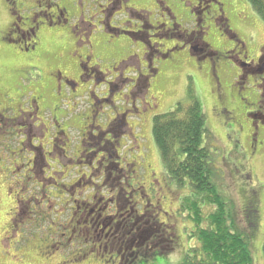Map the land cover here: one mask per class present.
<instances>
[{"label": "flooded vegetation", "instance_id": "flooded-vegetation-1", "mask_svg": "<svg viewBox=\"0 0 264 264\" xmlns=\"http://www.w3.org/2000/svg\"><path fill=\"white\" fill-rule=\"evenodd\" d=\"M2 3L10 20L1 31L0 43L9 48L14 61L9 81L16 88L20 79L27 77L26 72H36L39 78L30 85L37 89L35 94L31 91V107L36 115L44 116L48 109L53 112L51 129L42 127L36 132L40 131L42 140L52 139L48 152L54 150L56 155V164L48 163L50 153L46 154L43 143L24 158L20 152L22 162L29 159L23 164L22 184L14 185L19 192L35 186L38 197L28 196L22 201L26 207L17 209L11 217V232H18L25 218L45 219L40 208L46 202L51 204L48 199L52 194L47 191L53 188L54 196L50 197L58 200L56 206L62 209L57 218L67 219L56 226L51 223V234L58 229L62 233L50 248L55 254L69 252L72 259L63 264L83 259L86 264L104 259L105 264H138L143 258H153L156 248L152 247L165 242L166 249H160L171 251V244L163 239L167 226L156 222L162 210L156 209V215L154 210H147L155 209L151 202L158 195L159 206L165 178H153L158 189L151 183L146 188L139 182L136 161L129 162L123 146V138L136 136L144 114L156 108L154 91L164 76L192 67L182 77L184 82L189 78L188 86L194 77L202 85L199 75L209 77L215 88L218 84V90L228 81L229 87L240 86L241 95L247 96L251 106L243 115L251 132L247 149L239 141L236 144L248 160L264 156V42L251 53L250 43L239 38L229 20L235 8L232 0ZM2 90L0 98L5 101ZM56 111L60 113L58 119ZM1 112L0 138L9 134L5 132L9 125L14 126L4 122ZM222 112L225 119L234 122L233 111L222 108ZM70 130L77 131L75 144L70 142ZM22 134L26 133L13 130L5 137L10 140L11 135L19 138ZM19 146L25 147L22 142ZM69 151H74L71 156L67 155ZM47 181L52 187L46 189ZM104 185L107 187L102 194L98 191ZM22 202L17 200V206ZM150 225L158 227L155 230ZM135 233L145 237L131 239Z\"/></svg>", "mask_w": 264, "mask_h": 264}, {"label": "rangeland", "instance_id": "rangeland-1", "mask_svg": "<svg viewBox=\"0 0 264 264\" xmlns=\"http://www.w3.org/2000/svg\"><path fill=\"white\" fill-rule=\"evenodd\" d=\"M232 2L235 8L229 14L230 24L239 38L250 43V52H255L256 48L264 42V22L252 10L247 0H232ZM238 17L241 19L244 17L245 19L240 20ZM9 20L2 0H0V34L7 26ZM8 51L9 48L2 46V43H0V88L1 90L5 89V91L2 90V94L6 96V102L0 98V102L3 103L0 106V112L2 111L1 114L5 123H14V126L9 125L7 128L8 132L5 131L9 134L3 135L4 137L9 136L13 130H19L26 134H22L19 138H14L11 135L10 140H8V137H5V139L4 137L0 138V264H63L65 260L72 259L69 252L55 254L54 249L50 248V245L59 241L57 234L62 233L58 229L56 234H51V231H49L53 228L51 223L54 222L56 226L57 224H63L67 219L61 216L57 218L61 214L62 209L61 206H56L59 203L58 200L50 197L54 196L53 188L47 191L52 194L48 199L51 204L46 202L40 208V213L46 214L45 219L35 218L29 221L27 218H23L26 222L25 225L21 226L18 232H11V217L17 209L26 207L22 201L29 198L28 196L37 195L38 197V189L35 186H29L19 192L18 187L14 185L15 182L22 184L23 181L20 176L24 175L23 164L29 159L25 158V162H22L19 158L20 152H22L24 158V154L28 155L32 150L35 152L40 149L43 143L44 147H46V154L50 153L48 151L53 143L52 139L42 140L39 134L40 131H36L42 129V127L51 129L50 123L53 112L48 109L44 116L36 115L31 107V91L35 90V94L37 89L30 88V85L39 78L34 74L36 72H26L24 75L28 73L27 77H22L16 88L14 85L12 86L13 82L9 81V78H11L10 72L14 69V61ZM192 70L193 68L189 67L172 75H166L163 78L161 75L162 81L158 89L154 91L157 102L156 108H152L150 112L144 114L137 126L136 136L131 138L127 135L123 138V146H125V152L129 154V162L132 160L136 161V167L139 170L137 174L141 178L140 183L145 185L146 188L151 183L152 187L158 189L159 187H156L157 185L153 182V178L160 179L164 176L165 186L162 187V197L160 196L159 198V206L162 213L157 217V222L170 227L168 229L171 233L172 231L174 232L176 238V242L172 244L173 248H171V250H174L167 252L166 256H156L150 259L143 258V261L138 264H181L182 258L186 256L188 250L197 246L195 239L190 238L195 228L189 219V211L182 212L179 209L182 199L190 193L189 186L186 184L185 188L187 190L180 191L165 177L164 167L151 131L153 117L174 111L178 104L187 105L190 102V93L199 102L202 113L205 116V126L210 137L207 140V144L210 147L214 169L216 170L212 181L219 195L226 203V208L229 210L228 214L233 220V226L239 232L246 233L244 220H247L245 215L248 216V214L243 208L244 205L249 200L256 201L258 208L257 227L253 231L254 235L248 246L252 264H264L262 255V245L264 244V156H259L257 159L253 157L248 160L241 149L242 146L247 149L250 143L251 128L249 124L247 125V120L243 115L251 110V106L248 105L247 96L244 98L241 95L242 88L240 86L229 87V81L218 90V84H216V89L212 80L209 81V77L199 75V81L203 83L202 85L198 83L196 77L192 80L191 86H188L189 78H186V85L182 77L184 73ZM217 98H221L219 102ZM3 108L9 109V112L6 114L7 110L3 111ZM222 108L233 111L231 116L235 119L234 122L223 117ZM77 110L80 111L82 108ZM54 113L58 119L60 113L58 114L57 111ZM61 115L63 117L64 114ZM1 127L2 122L0 123V129ZM52 127H54V130L57 129L56 125ZM2 132L4 133V130ZM28 132L35 133L28 135ZM13 134L15 135L16 132L14 131ZM69 135L70 138L72 136L71 144H75L78 139L77 131L70 130ZM61 140L59 142L63 143V140ZM237 141H239L241 147L236 144ZM21 142L25 147L19 146ZM59 142H56V144L60 146L61 143ZM67 149L68 146H66ZM73 152L69 151L67 155L71 156ZM50 155V158L47 156L48 159L46 161L51 164L55 163L54 157L56 155L54 150L51 151ZM133 169L134 167H131V170ZM127 170L129 171L130 169L127 168ZM36 175L40 179L38 172ZM56 177L60 179L59 175H56ZM44 186L47 189V186L52 187V184L47 181ZM105 187L107 186L104 185V189L101 188L98 192L105 194ZM112 192L114 193V190ZM158 196L153 197L151 202L155 209L157 208ZM17 200L22 202L19 206H17ZM30 204L32 207L35 202L33 201ZM150 209L147 208L148 211ZM214 211L215 207L207 203L200 207V218L204 219L208 215L213 214ZM206 224L203 222L201 226L205 227ZM150 227L156 230L158 226L150 225ZM159 228L163 230L164 227L159 225ZM170 231L166 230V232ZM135 234L131 239L133 237H145L141 233ZM170 238L171 236H166L164 240L167 241ZM166 245H168L167 242L152 248H163L165 250ZM71 249L74 251L77 248ZM72 251L70 250V252ZM44 258L48 259V261L43 260ZM85 260H77L68 264H86ZM104 260H97L96 263L92 264H105L103 263Z\"/></svg>", "mask_w": 264, "mask_h": 264}, {"label": "trees", "instance_id": "trees-1", "mask_svg": "<svg viewBox=\"0 0 264 264\" xmlns=\"http://www.w3.org/2000/svg\"><path fill=\"white\" fill-rule=\"evenodd\" d=\"M247 1L264 22V0ZM189 98L187 105L178 104L174 111L154 117L151 129L165 177L180 191L186 189V184L190 189L189 195L182 199L179 209L182 212L189 211V219L195 228L190 238L195 239L197 246L188 250L181 264H252L248 245L257 227L256 201L249 200L244 205L243 208L248 214L245 215L247 220H244L246 233L239 232L233 226L226 203L212 181L216 170L207 144L210 137L205 126V116L192 93ZM207 203L214 206L215 211L202 219L200 207ZM156 209H160V206L157 205ZM156 209L150 210H154L156 215ZM203 222L207 223L205 227L201 226ZM168 228L170 227L164 229L163 239L171 236L167 241L171 244L170 248H173L172 244L176 242V238L174 232L171 233ZM153 252V258L169 253L166 254L160 248ZM262 255L264 260V244Z\"/></svg>", "mask_w": 264, "mask_h": 264}]
</instances>
